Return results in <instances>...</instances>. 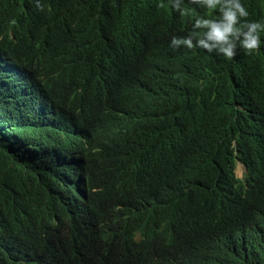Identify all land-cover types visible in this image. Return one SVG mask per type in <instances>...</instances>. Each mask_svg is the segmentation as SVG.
I'll return each mask as SVG.
<instances>
[{
  "label": "clouds",
  "instance_id": "obj_1",
  "mask_svg": "<svg viewBox=\"0 0 264 264\" xmlns=\"http://www.w3.org/2000/svg\"><path fill=\"white\" fill-rule=\"evenodd\" d=\"M259 4L9 0L0 8V81L29 99L37 79L58 101L93 110L84 131L103 137V168L140 155L124 185L151 187L164 176L173 205L161 226L172 242L184 239L187 264H264ZM122 7L127 19L118 21ZM24 39L22 59L13 42Z\"/></svg>",
  "mask_w": 264,
  "mask_h": 264
},
{
  "label": "trees",
  "instance_id": "obj_2",
  "mask_svg": "<svg viewBox=\"0 0 264 264\" xmlns=\"http://www.w3.org/2000/svg\"><path fill=\"white\" fill-rule=\"evenodd\" d=\"M263 2L256 11L262 19ZM8 3L0 0V8ZM115 16L126 20L125 8ZM27 44L13 42L22 59ZM5 84L0 81V264H187L184 239L172 242L161 226L173 205L162 195L164 176L151 187L124 185L123 172L140 155L103 168L96 152L103 137L84 131L93 110L69 97L58 101L37 79L29 99ZM178 235L186 233L178 229Z\"/></svg>",
  "mask_w": 264,
  "mask_h": 264
}]
</instances>
